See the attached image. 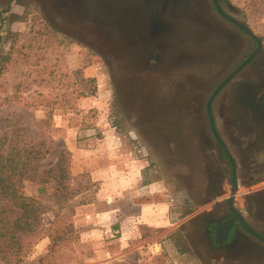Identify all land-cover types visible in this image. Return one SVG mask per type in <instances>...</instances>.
<instances>
[{
    "label": "rangeland",
    "instance_id": "374dc122",
    "mask_svg": "<svg viewBox=\"0 0 264 264\" xmlns=\"http://www.w3.org/2000/svg\"><path fill=\"white\" fill-rule=\"evenodd\" d=\"M51 3V0H0V60H4L0 72V138L11 119L16 122V128L23 127L30 138L38 137L42 123L48 121L51 124L49 133L56 141L50 155L40 161L34 178L24 181L22 187L26 196L37 198L45 206L37 241L32 243L30 238L24 237L23 260L15 263L0 255V264H39L51 249L49 236L56 229L64 228L66 223H73L76 231L63 235L43 264H103L109 254L115 252V243L97 249L90 239L82 238L76 227L77 211L82 205L96 202L99 190V182H94L88 171L75 176L70 160L72 180L67 183V188L57 192L55 182L50 179L45 184L46 190L39 191L44 170L56 166L60 154L67 150L68 140L77 142L81 152L89 149L90 143L84 148L79 146L85 140H107L106 130L120 134L118 144L124 151L132 150L131 153L136 155L132 158L149 162L154 168L152 175L163 183L165 200L173 202L174 207L171 223L174 230L164 234L162 229L157 232L141 229V239L124 248L128 251L127 259L121 264H213L194 241L197 229L202 232V226L209 220L220 219L208 214L213 202L206 201L203 183L206 159L201 153L183 149L184 141L178 134L187 126L183 127L182 114L169 104L174 92L170 83L163 88L162 93L170 97L163 98L164 101L156 98L154 88L129 84L128 74L137 77L144 72L127 70L124 59L128 62L132 58L134 65L143 66L140 54L144 52L139 50L141 42L137 38L127 39V42L134 40L137 44L133 56L120 53L114 56L107 49L108 43L84 38L69 25L61 23L54 16ZM226 4L232 6L236 19L244 22L264 44V0H226ZM119 16L122 17L118 21L121 28L129 26L137 30L144 21L142 17L127 15V11ZM127 17L131 18L127 20ZM133 30H129L132 35L135 34ZM243 36L253 47L254 42L245 34ZM125 40L119 39L121 43ZM246 55L247 52L243 57ZM141 57L145 58L144 55ZM193 82L194 88L197 83H207L204 78H194ZM207 97L208 94L205 100ZM193 122L189 119V129ZM72 149L74 151L75 147ZM208 155L211 160L223 159L218 153ZM79 159L82 165L83 156ZM222 164L228 175V165L224 160ZM224 186L218 196L220 202L230 194L228 182ZM236 203L243 206L239 196ZM0 206L6 207L10 218L19 215V211L1 197ZM126 208L136 212L129 204ZM223 213L219 212V215ZM200 215L199 228L193 220ZM250 219L256 224L253 217ZM154 237V242L158 243L170 238V247L163 245L162 251L153 245L143 248V242ZM242 247L240 252L245 249ZM221 252L224 251L217 250L218 254H215ZM258 264H264V261Z\"/></svg>",
    "mask_w": 264,
    "mask_h": 264
},
{
    "label": "flooded vegetation",
    "instance_id": "af4514ba",
    "mask_svg": "<svg viewBox=\"0 0 264 264\" xmlns=\"http://www.w3.org/2000/svg\"><path fill=\"white\" fill-rule=\"evenodd\" d=\"M51 1L50 6L53 7L54 16L61 23L69 25L84 38L108 43L107 49L114 56H119L117 53L133 56L134 48L138 49V47H134L137 45L134 40L127 42L128 35L125 32L127 30H124V26L121 28V23L118 22L119 18H122L119 14L123 11H127L128 15V13H134L132 10L136 8L143 13L140 16L142 20L158 24L164 17L163 14L178 12L179 9H186L190 6L189 0ZM218 1L228 14L236 18L232 9L226 4V0ZM206 2L217 17L232 27L228 28V31L238 37L236 41L230 43L232 48L229 53L222 52L214 56L199 57L184 54L177 58L170 57L169 60L165 56L168 47L157 41L150 47L140 43L139 50L144 52L145 57H141L142 54H140L141 60L144 61H142L143 66L134 65L132 58L128 62L126 58L123 61L127 70L136 71L140 69L144 72L137 77L128 74L129 84H140L145 88H154L157 94L156 98H170L162 93L166 84L170 83L174 92L170 95L173 99L169 104L182 114L184 118L183 127L187 126L178 134L182 136L184 141L183 149L201 153L206 159L205 181L203 183H205L206 201L213 202L208 214H214L222 222H225L233 218V213L229 209L226 199L221 202H214L213 196L217 195L218 200V196L224 190L225 183L228 182L229 187H231L232 171L223 149L212 134L206 103L215 87L255 49L256 43L253 41L251 51L245 57L240 58L245 43L237 32L238 28L219 15L212 0H206ZM204 7L207 5L205 4ZM130 18L127 17V20ZM125 29L131 30L129 26H125ZM239 31L240 34H243V31ZM119 39H126L125 43H121ZM262 54L264 55V46L251 63L217 94L211 107L216 130L236 159L238 188L246 190L240 195L243 206L241 207L235 202L234 207L242 214L248 224L264 237V184L260 183L264 181V160H260L261 158L264 159V106L261 102L264 101V60L261 59L264 57L260 58ZM221 77L223 79L217 82ZM194 78H204L207 83H197L198 86L194 88ZM207 94L208 97L205 100ZM234 100L245 101L247 104L245 108L242 104H239V107L232 103ZM227 114L229 119L234 115L235 120L229 121ZM189 119L194 120L193 127L191 126L190 129L188 128ZM233 136L236 142H233ZM245 150H248L252 155L249 161L245 159L244 154L241 156V152L244 153ZM210 152L218 153L223 159L211 160L212 158L208 155ZM223 160L229 167L228 175L223 169L225 167L222 164ZM251 173L253 174L251 175ZM222 211L225 215L224 213L219 215V212L222 213ZM201 217V215L196 217L193 222L199 225ZM249 217H253L258 225L253 224ZM198 227L200 228L201 225ZM215 227H218V219L216 218L209 220L204 227L202 226V232L197 229V235L194 239L196 244H199L198 246H201L204 253L210 258L211 263L245 264L247 261L248 264L249 262L258 264L264 261V242L247 233L237 220L230 230L228 238L224 239L221 244L217 242ZM233 243L234 245H232ZM240 246L245 247L243 252L239 251ZM217 250L224 252L216 255ZM232 254L237 256L232 258L230 256Z\"/></svg>",
    "mask_w": 264,
    "mask_h": 264
},
{
    "label": "crops",
    "instance_id": "0c3cea01",
    "mask_svg": "<svg viewBox=\"0 0 264 264\" xmlns=\"http://www.w3.org/2000/svg\"><path fill=\"white\" fill-rule=\"evenodd\" d=\"M203 2L207 5L206 10L211 17L224 29L229 30L228 28L231 26L211 11L206 0H203ZM230 7L232 8L229 5ZM237 32H239V36L245 43L240 53V58H242L245 52L248 54L251 51L252 47L247 38L243 36L244 33L240 34L238 29ZM249 39L252 40L250 37ZM170 52L172 53L171 58H177L184 54L190 55L191 49L179 48L173 51L171 49ZM232 103L239 107V104H242L244 108L247 104L245 101L240 100H234ZM234 115L231 119H229L228 114L226 116L230 121L235 120ZM104 134L109 136L107 140H85L79 144L80 147L84 148L87 143H90L89 149H83L81 152L77 149V142L75 143L74 140L67 141V150L72 154L71 170L73 174L77 176L84 171H88L91 179L94 182H99L96 202L81 206L82 208L77 211L76 227L79 228L82 238L90 239L97 249H103L115 243L119 250L116 248L115 252L110 253L109 258L103 264H121L127 259L128 251H124V248L128 247L130 243L141 239V229L146 228L154 232L162 229L165 230V232H162L164 234H169L174 230V226L171 224L174 220V207H172L173 202L168 199L165 200L163 183L159 178L152 175L154 168H151L149 162L138 157L132 158L134 155V152L131 153L132 150L124 151V149H121L122 145L118 144L121 137L116 131L106 130ZM233 142H236L235 139ZM72 147H75L74 151ZM243 154L245 159L249 161L252 156L251 153L245 150L244 153L241 152V156ZM80 155L84 158L82 159L84 162L81 161L82 165L78 162ZM260 160L264 159L261 158ZM260 183L264 184V181ZM241 189L243 188H238L237 194ZM243 190L242 193L246 192L245 189ZM242 193L236 195L234 203ZM213 197L214 202L218 201L217 195ZM173 199L172 197V201ZM128 204L129 208L136 209V212L127 211ZM155 239L154 237L145 240L143 248L146 245V247H152L153 245V247L157 246L162 251L163 245L165 247L171 243L170 238L162 243L154 242Z\"/></svg>",
    "mask_w": 264,
    "mask_h": 264
},
{
    "label": "trees",
    "instance_id": "16d2710c",
    "mask_svg": "<svg viewBox=\"0 0 264 264\" xmlns=\"http://www.w3.org/2000/svg\"><path fill=\"white\" fill-rule=\"evenodd\" d=\"M3 64L4 60H0V72ZM15 123L9 119L7 131L0 138V197L17 209L19 215L10 218L6 207L0 206V255L11 262L19 263L23 260V238H30L32 243L37 241L45 212V206L37 198L23 193V182L34 178L40 161L50 155L55 139L49 133L51 124L48 121L42 123V130L36 138L28 137L27 131L23 127L16 128ZM70 160V152L64 150L56 166L44 170V176L40 180V193L46 190L45 184L50 179L55 182L57 192L67 188V183L72 180ZM74 231L76 228L73 223H66L64 228L56 229L49 236L51 249L45 257L53 252L63 235ZM44 258L40 259L39 264H43Z\"/></svg>",
    "mask_w": 264,
    "mask_h": 264
},
{
    "label": "water",
    "instance_id": "95a60500",
    "mask_svg": "<svg viewBox=\"0 0 264 264\" xmlns=\"http://www.w3.org/2000/svg\"><path fill=\"white\" fill-rule=\"evenodd\" d=\"M135 1V0H134ZM148 1V0H145ZM190 6L186 9H179L178 12L163 14L159 23H151L148 20L141 21L139 28L132 35V32L125 29L128 35L127 39H138L141 44H146L148 47L155 44L157 41L161 45L167 46L169 49L166 51L165 56L170 58L172 51L179 48H190L191 52L189 56H214L220 53H229L230 43L237 40L236 34L224 29L214 18L207 12L203 0H189ZM217 12L223 18L234 24L239 30L243 31L248 37H250L255 43V49L232 71L230 72L212 91L210 97L206 103V111L211 127L212 134L217 143L221 146L226 155L232 171V185L230 194L226 198L227 205L233 213V218L222 222L218 219V227L216 229V239L219 244L224 239H227L229 232L234 226L236 220L240 223L241 227L250 235L264 242V237L256 232L245 220L242 214L234 207L235 197L238 191V179H237V163L234 156L228 150L227 145L220 134L217 132L213 113H212V101L217 94L239 73L241 72L251 61L261 52L264 44L261 38L253 32L244 22L239 21L235 17L228 14L220 5L218 0H212ZM182 5L180 6V8ZM231 8V7H230ZM232 9V8H231ZM131 15L140 17L143 15L138 9H133ZM166 12V11H165ZM144 55V53H141ZM264 106V101L262 100ZM223 235V236H222ZM235 243V242H234ZM234 243L232 245H234Z\"/></svg>",
    "mask_w": 264,
    "mask_h": 264
}]
</instances>
